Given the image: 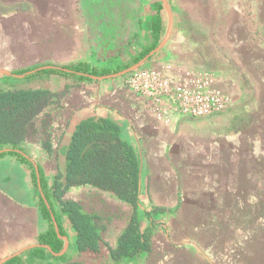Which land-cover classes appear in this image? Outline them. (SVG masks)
I'll return each instance as SVG.
<instances>
[{"label":"crops","instance_id":"obj_1","mask_svg":"<svg viewBox=\"0 0 264 264\" xmlns=\"http://www.w3.org/2000/svg\"><path fill=\"white\" fill-rule=\"evenodd\" d=\"M184 9L193 11L183 14V31L178 22ZM141 16V38L129 53L163 44L140 66L174 80L207 76V88L229 98L224 111L192 120L158 115L151 100L121 84L119 77L125 74L110 77L122 69L92 75L101 78L91 77L64 93L54 118L99 114L119 125L139 158L137 214L140 227L149 231V252L110 258L108 248L116 246L132 212L114 199L108 207L122 205L116 207V217L101 215L107 205L96 211L101 215L98 253H78L75 231L63 214V235L52 218L60 249L39 243L49 223L36 195L41 193L38 170L45 178L44 191L51 179L24 144L30 164L0 150V194L11 203L0 206V264H264V23L260 46L252 40V20L264 22V0H143ZM156 20L158 30L153 29ZM83 61L90 62V56L74 0H0V88L37 85L58 92L69 79L47 73L26 76ZM74 188L64 197L91 213ZM53 206L58 213L54 200Z\"/></svg>","mask_w":264,"mask_h":264},{"label":"trees","instance_id":"obj_2","mask_svg":"<svg viewBox=\"0 0 264 264\" xmlns=\"http://www.w3.org/2000/svg\"><path fill=\"white\" fill-rule=\"evenodd\" d=\"M74 3L83 21L90 62L39 69L26 76L47 73L71 80L64 84L61 94L37 85L0 88V150L29 164L31 162L24 157V144L38 145L47 154H56L50 112L60 107L62 94L81 86L85 80H91L90 75H108L129 67L156 46L153 44L134 55L129 53L141 38L143 0H74ZM159 23V20L155 21L154 30L159 29ZM126 57H130L129 62L123 61ZM113 62L119 63L113 68L102 67ZM120 131L116 121L109 117L99 114L86 116L78 122L72 134L65 172L57 167L49 191L43 190L45 178L38 170L42 194L38 191L36 195L40 212L49 223L46 233L38 236L39 243L48 245L53 251L60 249L62 240L54 230L52 218L59 234L63 235L59 217L63 214L75 231L78 253L100 251V216L84 210L77 200L64 197L71 187L81 186L105 193L132 208L129 222L119 234L116 246L108 248L111 259L149 252V231L140 227L137 214L141 174L139 158ZM31 178L37 185L33 166ZM53 200L58 204V213ZM68 264L83 262L76 260Z\"/></svg>","mask_w":264,"mask_h":264},{"label":"built area","instance_id":"obj_3","mask_svg":"<svg viewBox=\"0 0 264 264\" xmlns=\"http://www.w3.org/2000/svg\"><path fill=\"white\" fill-rule=\"evenodd\" d=\"M125 86L132 92L151 100L158 115L179 114L187 118H207L220 114L229 98L208 89L207 76L171 79L152 69L136 68L123 77Z\"/></svg>","mask_w":264,"mask_h":264},{"label":"rangeland","instance_id":"obj_4","mask_svg":"<svg viewBox=\"0 0 264 264\" xmlns=\"http://www.w3.org/2000/svg\"><path fill=\"white\" fill-rule=\"evenodd\" d=\"M193 3H196V1H191ZM193 10L192 9H184V12L181 10L179 13H180V18H179V22L178 24L181 26V25H184L186 22L183 20L184 16L183 14H190V12H192ZM196 12V11H195ZM178 13V15H179ZM202 17V15H199ZM264 23L263 20L261 18H254L252 20V27L254 28L253 29V32H252V40L253 42H257L256 45H259L261 44V24ZM170 25L172 26V22L170 23ZM183 26H181L182 28ZM182 30L184 31V27L182 28ZM183 35L184 32H183ZM260 42V43H259ZM260 46V45H259ZM118 63V62H117ZM149 66H140L138 67L139 69H149L148 68ZM120 79V82L123 86H125L124 82H123V78L119 77ZM56 81V78L55 77H52V79H50V82H55ZM71 80H68L67 81V84L70 83ZM57 87V85L55 86ZM125 88H127L125 86ZM60 94L63 93V89H61L60 91H58ZM63 96V94H62ZM59 102L61 103V99L59 100ZM58 112L57 109H54L52 110L50 113H51V120H52V136H53V143L55 145L54 149L55 151L57 150V146H58V143L61 139V136H62V133H63V130L65 129L66 125L68 124L69 120L71 119L72 117V113H71V116L70 117H66V115H62V114H59L56 118H54V113ZM68 114V112L66 113ZM190 120H192L191 118H189ZM27 151L29 153H31V155H33L36 159L39 160V162L41 163V166L43 168V173L46 175V178L47 179H51V177L53 176L54 173H56L57 171V158H56V154H52V155H49L47 154L41 147H39L38 145H29V147L27 148ZM6 156V155H5ZM4 157V156H3ZM3 157L0 156V159H2ZM87 189V190H86ZM86 190V191H85ZM71 191H73V194L76 196V197H79L80 199H82V201L84 202V205L86 207H91V210L92 212L91 213H97L96 211L99 210V208H101L102 206L104 205H107V208H101L100 209V213L101 215L104 217V218H113V217H116V207H118L119 209L122 207V205H113L114 207L113 208H110L108 207L109 204H112L113 201H112V197L108 196L107 194L105 193H102L98 190H93V189H90L88 187H84L83 189H78L77 187L74 188V189H71ZM9 204L10 206V201L5 198L4 196H2L0 194V206L3 207L4 205L7 206ZM9 211H10V208H9ZM12 212V210H11ZM14 213L15 210H14ZM99 215V213H97ZM100 215V216H101ZM125 217H129V212H128V209H127V212L125 213L124 215ZM15 217L12 218V220H14Z\"/></svg>","mask_w":264,"mask_h":264},{"label":"water","instance_id":"obj_5","mask_svg":"<svg viewBox=\"0 0 264 264\" xmlns=\"http://www.w3.org/2000/svg\"><path fill=\"white\" fill-rule=\"evenodd\" d=\"M163 2H164V0H163ZM162 44H163V42H161L155 49L151 50L141 61L125 68L124 70H122L118 73L110 75V77L121 76L123 74H126V73L138 68L140 66V63L142 61H144L150 54H152L154 51H156ZM45 67L46 66H44L42 68H45ZM90 76L93 78H97V79L101 78V77H96V76H92V75H90ZM84 117H86V116H81L79 114H73L71 119L69 120L62 136H61L59 143H58V146H57V164H58V168L62 172H65L66 156H67V151H68V147L70 144L72 134H73L78 122Z\"/></svg>","mask_w":264,"mask_h":264}]
</instances>
